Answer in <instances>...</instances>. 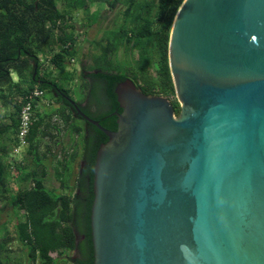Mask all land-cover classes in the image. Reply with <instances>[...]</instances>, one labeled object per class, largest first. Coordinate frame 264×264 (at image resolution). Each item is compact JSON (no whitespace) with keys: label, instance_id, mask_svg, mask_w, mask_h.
Returning a JSON list of instances; mask_svg holds the SVG:
<instances>
[{"label":"water","instance_id":"95a60500","mask_svg":"<svg viewBox=\"0 0 264 264\" xmlns=\"http://www.w3.org/2000/svg\"><path fill=\"white\" fill-rule=\"evenodd\" d=\"M168 62L180 114L131 79L95 159L94 264H264V0H184Z\"/></svg>","mask_w":264,"mask_h":264},{"label":"trees","instance_id":"16d2710c","mask_svg":"<svg viewBox=\"0 0 264 264\" xmlns=\"http://www.w3.org/2000/svg\"><path fill=\"white\" fill-rule=\"evenodd\" d=\"M183 1L0 0V108L9 109L0 114V134L11 132L15 140L13 151L0 149V203L9 200L12 208L22 213L15 233L27 249L28 264H67V259H72L68 254L74 251L80 255L73 264H94L90 227L94 166L97 151L108 138L74 115L69 99L75 100L67 85L82 80L88 88L87 75L94 72L90 75L103 82L115 110L119 107L116 86L131 79L145 94L169 98L179 115L168 44ZM107 9L116 13L112 26L102 28ZM94 26L97 33L89 41V29ZM86 42L89 64L83 62ZM76 62L81 65L80 72L73 68ZM36 88L43 95L32 102L34 117L25 137L27 156L21 161H5L3 156L20 145L21 110ZM47 93L52 99L44 104ZM55 116L61 123L53 122ZM78 119L85 122V128L75 124ZM103 119L99 117L104 128L116 129ZM88 129L93 130L91 136ZM44 138L50 144L41 152ZM8 140H12L10 136ZM53 147L60 149L61 158L53 153ZM36 156L48 161L52 157L57 190L47 186L49 169L34 163ZM13 187L16 191L10 196ZM78 229L84 235L81 242ZM11 240L6 227L0 238V264H24L12 263Z\"/></svg>","mask_w":264,"mask_h":264},{"label":"rangeland","instance_id":"374dc122","mask_svg":"<svg viewBox=\"0 0 264 264\" xmlns=\"http://www.w3.org/2000/svg\"><path fill=\"white\" fill-rule=\"evenodd\" d=\"M96 9V7H95ZM104 13V21L102 23V28H107V27H111L112 26V20L115 16V11L114 12H110L108 9L103 11ZM83 18V15L80 16V23L81 20ZM97 33V27L94 26L91 29H89V34L87 37V40L91 41L94 39V37L96 36ZM89 44L86 42L83 46L82 49V54H84L86 57L83 59L84 64H89L90 60L88 55V51H89ZM73 68L77 69L78 72L81 71V65L79 62H76L75 64H73ZM49 70L47 69L45 71V73L48 74ZM15 78H17V76H14ZM68 88L70 89V93L72 95V97L74 98V100L76 102H81L85 99L86 97V84L83 83V81L81 80H77L75 82H71V84L67 85ZM45 101L43 102L44 104H48L50 103L49 100L52 99V95L47 93L45 96ZM52 103V102H51ZM9 109H4V108H0V114H5L6 112H8ZM53 122L55 123H61L59 118L57 116H55L53 118ZM76 125L82 126L85 128V122L82 120H75L74 121ZM4 125L7 123L6 121L3 122ZM61 125V124H60ZM13 130V129H12ZM64 132V131H63ZM11 137V141L8 140V137ZM65 142L68 144L69 142V137L64 138ZM14 143L15 140L13 139V134L10 132V134L5 133L4 135L0 134V149L1 150H9L13 151V147H14ZM50 144V140L48 138H44L40 147V151H45L46 149V145ZM18 148V147H17ZM17 148L15 149L14 152H10L9 154H6L3 156L5 161H12L13 159H17L19 161L23 160L26 156H27V145L22 146L20 149ZM54 148V147H53ZM67 150H71V148H68ZM53 153L57 154L58 158L62 157V154L60 152V149H53ZM49 161L48 160H44L43 158L38 159L37 156L35 157V162L34 163H38V164H42L44 166H47L49 169V178L47 180V186L49 188H52V190H57L56 187L59 186V183L55 180L56 177H58V174L56 173V169L53 168L52 169V165L54 166L55 162H53L52 157H49ZM52 159V162H50ZM31 160V159H30ZM56 167V166H55ZM51 190V189H49ZM15 188L13 187V189L11 190L10 196L13 195L15 193ZM22 213H19L14 210L12 208V206L9 204V200L4 202V203H0V238H2L5 235L6 232V227L8 229L9 235L12 238L9 246L13 251V254H11V260L12 263L15 262H23L24 264H28V258H27V249L17 240L16 238V233H15V226L17 223V217L21 216ZM6 225V227H5ZM69 258L72 259H67L69 262L67 264H73L72 260L75 258V254H73V252H70L68 254Z\"/></svg>","mask_w":264,"mask_h":264},{"label":"flooded vegetation","instance_id":"af4514ba","mask_svg":"<svg viewBox=\"0 0 264 264\" xmlns=\"http://www.w3.org/2000/svg\"><path fill=\"white\" fill-rule=\"evenodd\" d=\"M91 73H94V72H90L89 75H87V82H88L89 86L86 90L85 99L80 103H77L76 101H74V102L85 114H87L92 119L98 121L101 126H102V124L99 120V117L103 116L104 117L103 120L109 126H111V127H113L114 125L116 126V129H113V128L112 129L111 128H109V129L105 128V129H108L110 131H116L117 127H118L117 114L121 113L122 109L119 106L118 109L112 110V106L110 105V100L108 99V96H107L106 91L104 89L103 82L95 76L92 77V75H90ZM57 95L58 94L55 93V96H57ZM69 100H71V99H69ZM73 112H74L75 116H80V114L78 113V111L76 110V108L74 106H73ZM90 125L97 128L96 126H94L92 124H90ZM92 133H93V130L88 129V131H87L88 136L89 135L91 136ZM77 193L79 194V192H77ZM80 202H83V199H81ZM77 239L79 242H81L84 239V235L81 233V231L79 229L77 230ZM73 254H75V257H76V255H78V256L80 255V252L74 251Z\"/></svg>","mask_w":264,"mask_h":264},{"label":"built area","instance_id":"2783aa9c","mask_svg":"<svg viewBox=\"0 0 264 264\" xmlns=\"http://www.w3.org/2000/svg\"><path fill=\"white\" fill-rule=\"evenodd\" d=\"M42 95H43V93L36 88L29 95L28 102L23 106V108L21 110V126H20V133H19L20 145L18 146L17 151L22 146L27 145L25 137H26V135L29 131V127L33 121L32 117H34L32 102L35 100V98L41 97Z\"/></svg>","mask_w":264,"mask_h":264},{"label":"bare ground","instance_id":"6f19581e","mask_svg":"<svg viewBox=\"0 0 264 264\" xmlns=\"http://www.w3.org/2000/svg\"><path fill=\"white\" fill-rule=\"evenodd\" d=\"M23 108V107H22ZM20 116V115H19Z\"/></svg>","mask_w":264,"mask_h":264}]
</instances>
